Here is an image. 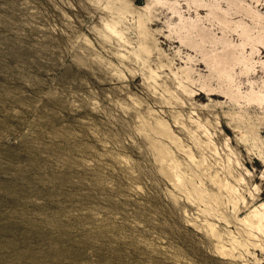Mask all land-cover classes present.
<instances>
[{"label":"rangeland","instance_id":"374dc122","mask_svg":"<svg viewBox=\"0 0 264 264\" xmlns=\"http://www.w3.org/2000/svg\"><path fill=\"white\" fill-rule=\"evenodd\" d=\"M262 203L264 0H0V264H264Z\"/></svg>","mask_w":264,"mask_h":264},{"label":"bare ground","instance_id":"6f19581e","mask_svg":"<svg viewBox=\"0 0 264 264\" xmlns=\"http://www.w3.org/2000/svg\"><path fill=\"white\" fill-rule=\"evenodd\" d=\"M217 96V95H216ZM262 207H264V203H262V205H261Z\"/></svg>","mask_w":264,"mask_h":264}]
</instances>
